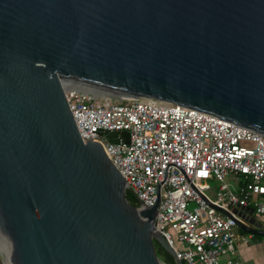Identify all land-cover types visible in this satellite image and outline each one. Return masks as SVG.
Returning a JSON list of instances; mask_svg holds the SVG:
<instances>
[{
    "label": "water",
    "instance_id": "obj_1",
    "mask_svg": "<svg viewBox=\"0 0 264 264\" xmlns=\"http://www.w3.org/2000/svg\"><path fill=\"white\" fill-rule=\"evenodd\" d=\"M64 81L264 133V0H0V232L11 264H166L155 240L185 264L156 230L160 195L152 207L129 201L103 145L81 137Z\"/></svg>",
    "mask_w": 264,
    "mask_h": 264
},
{
    "label": "built area",
    "instance_id": "obj_2",
    "mask_svg": "<svg viewBox=\"0 0 264 264\" xmlns=\"http://www.w3.org/2000/svg\"><path fill=\"white\" fill-rule=\"evenodd\" d=\"M84 141L100 142L185 264H239L251 211L264 215V133L179 103L63 82ZM128 131L117 143L102 131ZM240 181L234 190L229 177ZM220 182L217 190L210 179Z\"/></svg>",
    "mask_w": 264,
    "mask_h": 264
},
{
    "label": "crops",
    "instance_id": "obj_3",
    "mask_svg": "<svg viewBox=\"0 0 264 264\" xmlns=\"http://www.w3.org/2000/svg\"><path fill=\"white\" fill-rule=\"evenodd\" d=\"M228 181L234 190L238 189L239 180L229 177ZM245 221V225L252 229L264 230V215L251 213ZM260 227V228H259ZM240 233L250 236L247 242H242L237 247L236 260L239 264H264V236L249 233L241 227L237 229Z\"/></svg>",
    "mask_w": 264,
    "mask_h": 264
},
{
    "label": "bare ground",
    "instance_id": "obj_4",
    "mask_svg": "<svg viewBox=\"0 0 264 264\" xmlns=\"http://www.w3.org/2000/svg\"><path fill=\"white\" fill-rule=\"evenodd\" d=\"M77 86L81 87V88L82 87L88 88V89L94 88L93 90H100V88H97V87L86 86V85H81V84H77ZM0 250L3 254H5L6 264H11V262L9 260L11 245H10V242L8 241V239L1 232H0Z\"/></svg>",
    "mask_w": 264,
    "mask_h": 264
},
{
    "label": "trees",
    "instance_id": "obj_5",
    "mask_svg": "<svg viewBox=\"0 0 264 264\" xmlns=\"http://www.w3.org/2000/svg\"><path fill=\"white\" fill-rule=\"evenodd\" d=\"M127 197H128V199H129V201L132 203V204H134V205H138L139 203H138V201H137V199H136V197L133 195V194H131V193H127ZM170 255H169V253L168 252H166V259H165V263L166 264H176V262H175V260H171V259H169L168 257H169Z\"/></svg>",
    "mask_w": 264,
    "mask_h": 264
},
{
    "label": "flooded vegetation",
    "instance_id": "obj_6",
    "mask_svg": "<svg viewBox=\"0 0 264 264\" xmlns=\"http://www.w3.org/2000/svg\"><path fill=\"white\" fill-rule=\"evenodd\" d=\"M155 246H156V249H157V253H158V255H159V257L161 258V260L164 262L165 261V259H166V251H165V249L162 247V245L159 243V242H157L156 240H155ZM170 255V254H169ZM169 259H173L174 260V258L170 255L169 257H168ZM165 263V262H164Z\"/></svg>",
    "mask_w": 264,
    "mask_h": 264
},
{
    "label": "rangeland",
    "instance_id": "obj_7",
    "mask_svg": "<svg viewBox=\"0 0 264 264\" xmlns=\"http://www.w3.org/2000/svg\"><path fill=\"white\" fill-rule=\"evenodd\" d=\"M84 88V87H83ZM84 89H86V90H90V89H88V88H84ZM95 91V93H104L105 91H103V90H94ZM209 183H210V185H211V187L213 188V189H215V190H217L218 188H219V186H220V182L218 181V180H216L215 178L214 179H210L209 180ZM5 255V254H4ZM237 255V254H236ZM236 255H231L232 257H236Z\"/></svg>",
    "mask_w": 264,
    "mask_h": 264
}]
</instances>
